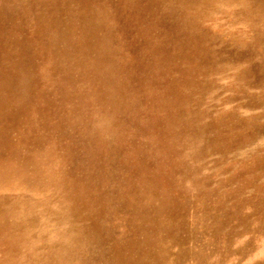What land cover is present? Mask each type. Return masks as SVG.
<instances>
[{
  "label": "bare ground",
  "instance_id": "1",
  "mask_svg": "<svg viewBox=\"0 0 264 264\" xmlns=\"http://www.w3.org/2000/svg\"><path fill=\"white\" fill-rule=\"evenodd\" d=\"M226 63L264 88V0H0V264H180Z\"/></svg>",
  "mask_w": 264,
  "mask_h": 264
},
{
  "label": "rangeland",
  "instance_id": "2",
  "mask_svg": "<svg viewBox=\"0 0 264 264\" xmlns=\"http://www.w3.org/2000/svg\"><path fill=\"white\" fill-rule=\"evenodd\" d=\"M223 67L213 126L183 149L191 159L178 223L192 241L180 264H264V88L247 89L233 63Z\"/></svg>",
  "mask_w": 264,
  "mask_h": 264
}]
</instances>
